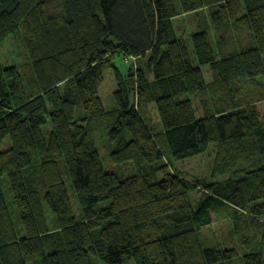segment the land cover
Instances as JSON below:
<instances>
[{
  "label": "trees",
  "instance_id": "obj_1",
  "mask_svg": "<svg viewBox=\"0 0 264 264\" xmlns=\"http://www.w3.org/2000/svg\"><path fill=\"white\" fill-rule=\"evenodd\" d=\"M179 2L184 13L206 5ZM209 9L220 49L206 29L190 47L177 37L172 0H0V45L20 29L33 50L24 68L0 61V264H264V226L256 245L242 238V256L201 234L213 216L264 219V118L251 104L264 92L248 86L238 98L235 86L264 78V0ZM117 54L142 63L123 76ZM108 71L107 111L99 90ZM186 94L201 97V116ZM141 100L154 104L159 131ZM97 135L125 174L104 168ZM210 148L221 162L211 180L174 166Z\"/></svg>",
  "mask_w": 264,
  "mask_h": 264
},
{
  "label": "rangeland",
  "instance_id": "obj_2",
  "mask_svg": "<svg viewBox=\"0 0 264 264\" xmlns=\"http://www.w3.org/2000/svg\"><path fill=\"white\" fill-rule=\"evenodd\" d=\"M175 7L178 8L177 16L173 20V28L177 35V37L184 38L188 44V47H190V37L193 32L196 30L206 29L210 35H212V41L214 43L215 48H219L218 44L220 42V47L222 41L224 42L223 38H220L218 35L214 33V30L212 29L211 19H210V9L209 7L212 5V3L215 4L216 0H204L205 6L201 9L191 12V13H184L182 12L180 8V2L179 0H172ZM216 35V36H215ZM244 41L246 42L249 39L248 35H242ZM27 39H28V33L18 30L14 34L8 36L3 43L0 45V61L1 64L4 67L9 66H16L20 68V65L24 62L27 63L29 60L33 59V50L32 48L28 49L27 46ZM226 47L225 50H230V42L226 41ZM190 49V48H189ZM220 49V48H219ZM32 63V62H31ZM140 63H142L140 60L135 58L126 59L125 57H122L121 55H116L114 57V65L118 68L121 75L125 76L127 73V70L130 68L132 71H135L137 67L140 66ZM32 68V64L30 65ZM21 68H24V66L21 65ZM33 70V68H32ZM209 81V79H208ZM235 86L237 89H240L236 96L238 98L243 97L246 94V88L249 86L251 91L260 89L264 92V78H259L255 84L252 86L249 85V82L246 81L244 84L245 88L243 87V79H237L235 82ZM116 87V79L112 71L106 72L104 76V81L101 85V88L99 90V95L101 98V101L103 103V106H105V109L111 110L114 108V100H113V92ZM188 100L191 101L193 108L195 109V112L197 116H201V113L203 112L202 99L199 95L196 94H186L184 95ZM182 96V99H185V97ZM207 100H210L209 97H207ZM255 100V99H253ZM260 102H251L252 105H257L260 110V114L262 118H264V98L260 99ZM139 109L141 114L143 115L145 122H147L155 131L160 130L159 120L158 116L154 107V104L151 102H144V100H141L139 103ZM99 127L96 126L95 130L98 131ZM93 141L95 142V145L99 151V155L102 161V164L104 168L108 171L116 170L120 173L125 174L127 171V166H120L114 168L111 164L110 160V148L108 147V143L106 142L104 137H99L98 135L92 136ZM9 146V140L6 138L2 144L1 150H5ZM220 150V155H221ZM216 155L214 154V149L210 148L205 154L194 158L188 162L185 163H174V166L177 169H180L183 171V173L187 176H197L200 178H205L206 180H211L214 175H216V167L219 171V167L221 165V162L215 161ZM229 176V175H228ZM227 176V177H228ZM68 188V194H69V201L71 204V209L73 211V214L77 217H80L82 215V209L81 205L78 202L77 197L73 193V191L70 188V185L67 184ZM195 194H192V198L195 199ZM242 215V216H241ZM47 221H48V228L49 230L55 232L56 229L54 228V220L50 216L49 213H46ZM213 224L211 226H208L204 229H202V239L204 242L210 245H218L221 248H233L236 255L242 256L244 252V246L243 242L244 239H242L244 236L245 239L249 238L252 241V245H256V243L259 240L260 236V229L262 226H264V219H253L251 218V215L248 211L240 213V220H238L237 223L231 221L230 219L224 218L220 215L213 216ZM235 264H240V262L237 260Z\"/></svg>",
  "mask_w": 264,
  "mask_h": 264
}]
</instances>
